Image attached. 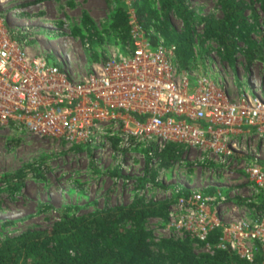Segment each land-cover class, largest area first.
<instances>
[{
    "label": "built area",
    "instance_id": "1",
    "mask_svg": "<svg viewBox=\"0 0 264 264\" xmlns=\"http://www.w3.org/2000/svg\"><path fill=\"white\" fill-rule=\"evenodd\" d=\"M125 1L127 53L116 49L73 78L29 51L22 31L9 24L11 0H0V130L68 146L104 143L110 135L121 149L138 144L147 157L185 146L221 173H240L245 182L237 194L179 193L167 207L165 231L198 241L210 255L228 251L257 264L264 260L262 90L251 83L234 96L210 74L180 69L175 45L151 40Z\"/></svg>",
    "mask_w": 264,
    "mask_h": 264
},
{
    "label": "rangeland",
    "instance_id": "2",
    "mask_svg": "<svg viewBox=\"0 0 264 264\" xmlns=\"http://www.w3.org/2000/svg\"><path fill=\"white\" fill-rule=\"evenodd\" d=\"M141 1L130 0L132 8L151 40L162 42L158 26L164 10L160 0H148L151 13L145 17L138 13ZM238 1L246 4L245 16L252 26L249 39L259 46L252 60L247 58L245 41L238 43L232 61H228L214 39L203 38L199 17L219 18L218 0H185L194 11L188 19L191 53L186 68L177 66L196 75L210 74L234 96L251 83L258 84L264 95V14L258 0ZM126 7L125 0H11L7 16L9 24L22 31L30 52L45 55L78 78L112 51L127 53V42H122L112 27L121 12L126 20ZM85 14L90 21L83 19ZM168 14L172 26L183 33L182 17L173 8ZM107 137L104 143L68 146L38 139L25 130L1 129L0 237L47 226L66 207H75L71 212L80 214L128 204L137 194L146 200H173L179 193L193 190H233L237 194L245 182L240 173H221L211 162L199 161L197 152L185 146H172L174 158L165 166L155 157L144 156L146 151L138 144L121 149L118 140ZM147 228L155 240H187L197 255L209 254L198 241L166 232L161 216L148 218Z\"/></svg>",
    "mask_w": 264,
    "mask_h": 264
},
{
    "label": "trees",
    "instance_id": "3",
    "mask_svg": "<svg viewBox=\"0 0 264 264\" xmlns=\"http://www.w3.org/2000/svg\"><path fill=\"white\" fill-rule=\"evenodd\" d=\"M160 2L164 10L158 26L163 37L161 41L166 45L175 42V61L180 68H186L192 43L188 19L192 18L194 11L188 8L185 0ZM258 2L264 14V0ZM218 6L219 18L213 15L199 17L203 24V38L214 39L228 61H232L238 43L245 41V52L251 61L259 46L249 39L252 26L245 16L246 4L238 0H218ZM170 8L184 20L186 28L183 33L172 26L168 14ZM138 13L144 17L151 13L148 0L141 1ZM83 19L90 21L86 14ZM112 27L122 42L128 41L123 12ZM172 149L169 146L152 159L155 157L166 166L174 158ZM171 202L146 200L137 194L128 204L87 213L78 214L71 212L75 207H66L47 226L0 237V264H246L228 251L197 255L187 240L172 237L155 240L147 228V220L154 216L166 219ZM257 264H264V260L259 259Z\"/></svg>",
    "mask_w": 264,
    "mask_h": 264
}]
</instances>
